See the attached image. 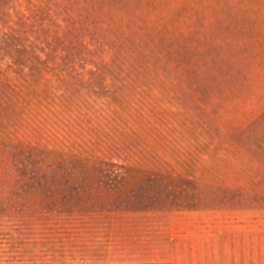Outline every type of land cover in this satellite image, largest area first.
Instances as JSON below:
<instances>
[{
	"label": "rangeland",
	"instance_id": "rangeland-1",
	"mask_svg": "<svg viewBox=\"0 0 264 264\" xmlns=\"http://www.w3.org/2000/svg\"><path fill=\"white\" fill-rule=\"evenodd\" d=\"M0 264H264V0H0Z\"/></svg>",
	"mask_w": 264,
	"mask_h": 264
}]
</instances>
